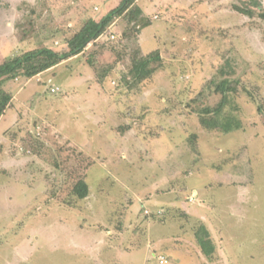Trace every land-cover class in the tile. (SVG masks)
<instances>
[{"label": "rangeland", "instance_id": "rangeland-1", "mask_svg": "<svg viewBox=\"0 0 264 264\" xmlns=\"http://www.w3.org/2000/svg\"><path fill=\"white\" fill-rule=\"evenodd\" d=\"M119 2L1 0L0 62L41 45L66 51L67 35ZM136 3L150 25L135 32L116 17L88 45L100 46L96 64L113 66L101 83L88 52L5 83L0 264H158L157 255L164 264H264V114L240 94L244 129L220 133L190 111L218 100L208 83L225 60L262 98L264 18L236 12L240 0ZM153 49L163 67L127 88L132 56ZM72 147L93 162L88 195L73 207L53 195L77 163ZM196 220L215 245L209 256L193 236Z\"/></svg>", "mask_w": 264, "mask_h": 264}, {"label": "trees", "instance_id": "trees-1", "mask_svg": "<svg viewBox=\"0 0 264 264\" xmlns=\"http://www.w3.org/2000/svg\"><path fill=\"white\" fill-rule=\"evenodd\" d=\"M1 1V0H0ZM241 4H233L232 8L243 15L253 17L255 15L264 18V2L261 0H240ZM123 16L127 24H131L132 30L138 32L140 29L150 25L149 17L144 13L142 8L136 3V0H120L119 4L108 10L98 20L93 17H88L78 28H75L72 33L65 37L67 50L59 53L48 46H38L36 48L24 51L15 56H9L2 59L0 62V117L9 107L12 93L4 88L8 80H13L19 77L31 78L55 65L62 59L69 58L75 55H85L87 64L94 70L97 80L101 83L105 77L111 72L112 65L104 64L100 66L96 64L95 56L99 54L100 46L88 50V45H93L103 32L112 24L116 17ZM26 21V20H25ZM23 29L22 37L25 38L32 30V23L29 20L26 22ZM163 67V58L159 49H153L146 54H134L127 66L126 72L122 75L121 80L127 88L133 89L134 86L151 78L152 75ZM236 72L231 61L225 60L217 69L216 77L211 78V83L214 88L208 89L210 92L219 95L218 100L214 104L200 103L197 108H191L197 115L200 125L209 131L227 133L233 130H243L244 125L239 117V109L241 108L238 96L242 94L246 97L248 103L254 105L258 113L264 114V95L260 99L257 94H253L248 86L241 84L239 77H236ZM54 87V86H53ZM51 91V88H50ZM53 92V91H51ZM200 95L197 94L190 101L197 102ZM187 107L191 104L186 103ZM196 138V133L189 136L192 141ZM72 157L76 162L73 167L66 173V178L63 184L55 189L53 195L55 198L60 196V202L67 206H76L79 200L84 199L88 195L89 187L86 182L87 170L93 163L88 155L83 150L70 148ZM63 195V196H62ZM182 215L188 218L186 212ZM193 236L201 248V252L206 256L211 255L215 249L213 240L207 227L202 221L196 220L193 224ZM158 256V255H157ZM158 262V261H157ZM159 264V263H158Z\"/></svg>", "mask_w": 264, "mask_h": 264}, {"label": "built area", "instance_id": "built-area-1", "mask_svg": "<svg viewBox=\"0 0 264 264\" xmlns=\"http://www.w3.org/2000/svg\"><path fill=\"white\" fill-rule=\"evenodd\" d=\"M111 37L113 38V36H111ZM51 91H53V92L58 91V88L57 87H51ZM157 259H158L159 264H164L166 262V259L162 255L157 256Z\"/></svg>", "mask_w": 264, "mask_h": 264}]
</instances>
